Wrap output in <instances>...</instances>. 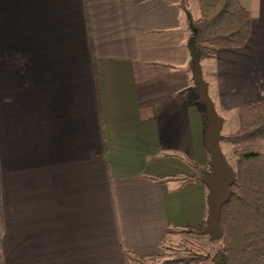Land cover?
I'll use <instances>...</instances> for the list:
<instances>
[{
  "label": "crops",
  "instance_id": "1",
  "mask_svg": "<svg viewBox=\"0 0 264 264\" xmlns=\"http://www.w3.org/2000/svg\"><path fill=\"white\" fill-rule=\"evenodd\" d=\"M186 2L0 0V264H125L204 227ZM241 3L246 44L200 62L222 135L264 100V0Z\"/></svg>",
  "mask_w": 264,
  "mask_h": 264
},
{
  "label": "trees",
  "instance_id": "2",
  "mask_svg": "<svg viewBox=\"0 0 264 264\" xmlns=\"http://www.w3.org/2000/svg\"><path fill=\"white\" fill-rule=\"evenodd\" d=\"M180 3L184 5L186 1ZM195 3L198 16L190 17V23L196 31L200 62L218 49H239L246 44L252 21L241 0ZM186 14L189 15L187 10ZM236 121L237 129L223 134V142L235 146L264 141V100L239 106ZM231 169L235 175L232 194L219 217L222 238L211 254L204 255L193 243L181 239L176 245L161 244V254L156 256L141 258L124 253L125 264H264V153H239L235 169Z\"/></svg>",
  "mask_w": 264,
  "mask_h": 264
},
{
  "label": "water",
  "instance_id": "3",
  "mask_svg": "<svg viewBox=\"0 0 264 264\" xmlns=\"http://www.w3.org/2000/svg\"><path fill=\"white\" fill-rule=\"evenodd\" d=\"M191 36L188 40L190 54L191 76L198 101L205 108V116L209 122L204 132V148L210 156L209 168L201 172V183L207 190L206 206L207 214L201 234L208 237L211 242L220 241L222 231L219 225V217L222 206L228 202L232 194L231 185L234 182V172L229 167L220 148L222 141L223 120L214 109V105L207 94V86L202 79L200 57L195 46L196 31L190 24Z\"/></svg>",
  "mask_w": 264,
  "mask_h": 264
},
{
  "label": "rangeland",
  "instance_id": "4",
  "mask_svg": "<svg viewBox=\"0 0 264 264\" xmlns=\"http://www.w3.org/2000/svg\"><path fill=\"white\" fill-rule=\"evenodd\" d=\"M189 1H191V0H189ZM193 1L195 3V0H193ZM246 1L247 0H243L244 3H246ZM185 4L187 6V2ZM190 4H191V2H189L188 6H191ZM188 8H191V7H188ZM192 8H194V7H192ZM196 8L197 7H195V9ZM202 109H203V113H205V108L203 105H202ZM230 119L231 120L229 121V125L232 126L233 130L235 131V129L237 128L236 117L234 115L233 116L231 115ZM208 125H209V122L207 121V126ZM225 130L226 129L222 130L221 133L225 132ZM220 148H221V151H222L224 158L226 159V161L228 162L230 167L235 169V161H236V157L239 153L251 152V151L252 152H258V153H264V141H262V142H249L246 144L235 145V146L221 141L220 142ZM199 178H202L201 173H199ZM181 239L182 240L185 239V240H188L191 243H193L195 245V247L200 251V253H202L204 255L211 254L213 247L216 244V242H211L208 239V237L202 235L201 230H197V231H193V232H184L180 236L179 241ZM177 243H174L172 245H176ZM167 245H169V244H167Z\"/></svg>",
  "mask_w": 264,
  "mask_h": 264
}]
</instances>
